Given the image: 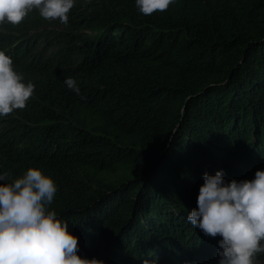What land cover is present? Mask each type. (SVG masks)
I'll list each match as a JSON object with an SVG mask.
<instances>
[{
    "label": "trees",
    "instance_id": "obj_1",
    "mask_svg": "<svg viewBox=\"0 0 264 264\" xmlns=\"http://www.w3.org/2000/svg\"><path fill=\"white\" fill-rule=\"evenodd\" d=\"M83 7L78 31L45 38L59 47L39 66L63 73L15 113L0 172L35 166L55 179L49 208L81 255L216 264L220 237L186 217L204 172L264 168V0H174L150 15L135 0Z\"/></svg>",
    "mask_w": 264,
    "mask_h": 264
},
{
    "label": "clouds",
    "instance_id": "obj_2",
    "mask_svg": "<svg viewBox=\"0 0 264 264\" xmlns=\"http://www.w3.org/2000/svg\"><path fill=\"white\" fill-rule=\"evenodd\" d=\"M139 11L150 15L165 11L174 0H135ZM75 0H0V24H19L32 10L45 19L67 24ZM65 84L77 94L72 77ZM35 84L19 73L13 58L0 48V117L23 109ZM0 172V264H108L79 252V236L67 220L51 210L57 192L55 179L39 167L7 180ZM196 207L187 222L206 236L220 237L216 264H256L264 253V168L254 177L227 179L223 169L204 172ZM143 264H156L145 258ZM190 264V262H186Z\"/></svg>",
    "mask_w": 264,
    "mask_h": 264
},
{
    "label": "rangeland",
    "instance_id": "obj_3",
    "mask_svg": "<svg viewBox=\"0 0 264 264\" xmlns=\"http://www.w3.org/2000/svg\"><path fill=\"white\" fill-rule=\"evenodd\" d=\"M89 1L91 0H75L73 8L69 12L67 24L61 23L59 19H45L35 9L29 12L17 25L8 22L0 24V48L5 49L12 56L15 69L23 75L25 81L30 80L35 84L33 95L37 94V91H44L49 87L48 84L51 80L63 73L61 63H56L49 68L39 66L41 58L55 56V48L57 49L59 46L50 47L49 40L53 39L55 42L54 38L58 37V33L64 30L67 32L78 31L75 28V20L78 13L84 8L83 6ZM79 31L83 32L82 29ZM46 37L49 39L47 44L44 42ZM15 50L17 55L13 54ZM17 112L18 109L5 117H0V139L3 135L14 132L13 124L20 122V117L15 114ZM256 264H264V253L257 254Z\"/></svg>",
    "mask_w": 264,
    "mask_h": 264
}]
</instances>
